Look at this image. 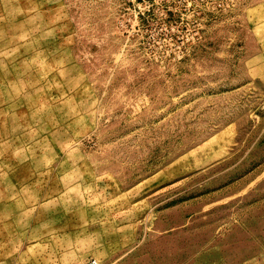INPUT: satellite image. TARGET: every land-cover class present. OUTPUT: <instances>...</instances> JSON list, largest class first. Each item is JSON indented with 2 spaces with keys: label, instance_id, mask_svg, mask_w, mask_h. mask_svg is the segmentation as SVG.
<instances>
[{
  "label": "rangeland",
  "instance_id": "obj_1",
  "mask_svg": "<svg viewBox=\"0 0 264 264\" xmlns=\"http://www.w3.org/2000/svg\"><path fill=\"white\" fill-rule=\"evenodd\" d=\"M264 264V0H0V264Z\"/></svg>",
  "mask_w": 264,
  "mask_h": 264
},
{
  "label": "built area",
  "instance_id": "obj_2",
  "mask_svg": "<svg viewBox=\"0 0 264 264\" xmlns=\"http://www.w3.org/2000/svg\"><path fill=\"white\" fill-rule=\"evenodd\" d=\"M87 264H97L96 260H89Z\"/></svg>",
  "mask_w": 264,
  "mask_h": 264
}]
</instances>
